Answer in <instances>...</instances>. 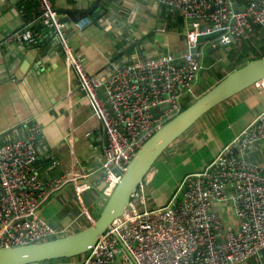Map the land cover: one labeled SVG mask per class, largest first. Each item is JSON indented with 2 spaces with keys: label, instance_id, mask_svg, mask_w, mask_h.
<instances>
[{
  "label": "built area",
  "instance_id": "1",
  "mask_svg": "<svg viewBox=\"0 0 264 264\" xmlns=\"http://www.w3.org/2000/svg\"><path fill=\"white\" fill-rule=\"evenodd\" d=\"M157 1L185 18L186 50L135 56L90 75L65 42L62 16L50 0H37L38 17L62 41L77 71L79 88L91 98L101 118L106 136L101 161L106 196L143 142L181 110V96L191 91L201 66L196 58L201 56L200 46L191 51L197 37L217 31L211 44L224 46L253 35L255 26L264 31V0H238L240 10L234 8L233 0ZM82 17L75 20L78 27L90 21ZM6 40L31 41L33 34L21 29ZM255 84L264 89V77ZM162 104L167 106L159 109ZM24 130V135L15 130L0 143V247L60 234L38 213L46 185H51L41 180L35 165L40 125L26 123ZM258 141H264V110L219 147L205 166L182 177L180 199L174 194L163 205L139 209L135 199L143 203L142 181L127 209L104 230L82 264H117L118 254L134 264H231L259 254L264 249V167L244 155ZM70 180L64 173L54 177L52 185L61 187ZM76 181L72 182L79 190L88 186V182ZM217 205L233 211L236 226L225 225Z\"/></svg>",
  "mask_w": 264,
  "mask_h": 264
},
{
  "label": "crops",
  "instance_id": "2",
  "mask_svg": "<svg viewBox=\"0 0 264 264\" xmlns=\"http://www.w3.org/2000/svg\"><path fill=\"white\" fill-rule=\"evenodd\" d=\"M29 1L0 0V143L15 130L24 135L26 123L40 125L35 165L41 180L51 185H46L38 213L61 234L90 224L100 202L104 203L101 161L106 136L91 98L79 88L77 71L62 41L42 22L38 7L29 6ZM50 2L62 17L84 11L96 15L83 27L71 18L63 20L65 42L71 53L83 60L87 74L103 73L135 56L155 57L166 51L178 54L186 50L185 18L157 0ZM21 29H30L33 40H6L7 35ZM213 40L205 38L199 46L207 47ZM221 47L224 52L215 53L214 58L210 52L214 53L216 47L205 48L208 54L204 58L210 63L203 66L205 71L198 70L191 82V101L231 70L263 55L264 31L255 26L253 35ZM195 81L198 85L192 87ZM263 110L264 89L252 84L206 111L154 162L143 180L142 205L165 203L177 190L176 186L170 193L174 181L205 166L219 147ZM244 155L264 167V141H258ZM64 173L78 183L88 182V186L80 190L75 184L67 187L73 180L61 187L52 185V179ZM216 208L226 226L237 225L238 218L229 207ZM86 255L46 259L39 264H82ZM115 261L134 264L132 260L123 261L120 254ZM231 264H264V250Z\"/></svg>",
  "mask_w": 264,
  "mask_h": 264
},
{
  "label": "water",
  "instance_id": "3",
  "mask_svg": "<svg viewBox=\"0 0 264 264\" xmlns=\"http://www.w3.org/2000/svg\"><path fill=\"white\" fill-rule=\"evenodd\" d=\"M233 1L234 8L240 10L236 0ZM70 18L76 20L79 16L70 14L67 17L63 16L62 20ZM216 34L217 31L199 35L191 51L195 52L201 41ZM218 46V43L210 44L206 50ZM196 58L199 60L200 56L196 55ZM263 77L264 54L249 59L241 66L228 72L143 142L128 162L111 193L104 197V203L100 207L98 215L90 224L76 231L61 233L42 241L2 246L0 247V264H39L40 261L46 259L72 257L88 252L96 244L104 230L111 225V222L127 209L132 194L137 190L138 185L144 180L161 153L206 111L235 93L255 84ZM166 106L167 104H162L159 109ZM73 184L70 183L67 187Z\"/></svg>",
  "mask_w": 264,
  "mask_h": 264
},
{
  "label": "rangeland",
  "instance_id": "4",
  "mask_svg": "<svg viewBox=\"0 0 264 264\" xmlns=\"http://www.w3.org/2000/svg\"><path fill=\"white\" fill-rule=\"evenodd\" d=\"M218 35H213V36H210V37H207L206 39H213V38H216ZM205 48H206V45H204V46H201L200 47V50H201V60H200V65L202 66H200V73L202 72V71H205V69H203V66H205V65H208L210 62H206L205 61V58H204V56L206 55V54H208L207 52H205ZM219 49V51H217ZM224 52V50H223V48L221 47V46H219V47H216V49H215V51H214V53H212V52H210V55L214 58L215 56V53H217V54H221V53H223ZM256 56V55H255ZM213 58H212V60H213ZM256 58V57H255ZM211 60V61H212ZM220 65H223L224 64V62H221V63H219ZM214 67H216L217 68V64L215 63V65H214ZM199 78V77H198ZM197 78V79H198ZM196 79V81H199V80H197ZM196 81L192 84V87H197V85L198 84H196ZM191 97V93H190V91H186V92H184L183 94H182V96H181V108L182 109H184L183 107L185 106V105H189L191 102H193V101H191L189 98ZM181 109V110H182ZM170 146V145H169ZM168 146V147H169ZM167 149V148H166ZM165 149V150H166ZM162 155V154H161ZM160 155V156H161ZM159 156V157H160ZM157 161V160H156ZM155 161V162H156ZM154 165V164H153ZM151 169H152V167H151ZM182 179V178H181ZM181 179H179L177 182L176 181H174V183L172 184V187H171V189H170V193H172V192H174L176 189V186H177V190L175 191V198L178 200V199H180L181 198V192H180V189L178 188V185H179V183H180V181H181ZM171 198V197H170ZM169 198V199H170ZM169 199H166V202L165 203H167L168 202V200ZM135 203H136V205H137V207L139 208V209H143L144 207H145V205L143 206L142 205V203L140 202V200L139 199H135ZM165 203H163V204H165ZM160 204V203H159ZM158 204V205H159ZM163 204H160V205H163ZM100 206H102L103 205V201H101L100 202V204H99ZM97 213V214H96ZM98 213H99V209H97L95 212H94V215H92V220H94L95 218H96V216L98 215ZM88 253V252H87ZM86 253V254H87ZM87 256V255H86Z\"/></svg>",
  "mask_w": 264,
  "mask_h": 264
},
{
  "label": "trees",
  "instance_id": "5",
  "mask_svg": "<svg viewBox=\"0 0 264 264\" xmlns=\"http://www.w3.org/2000/svg\"><path fill=\"white\" fill-rule=\"evenodd\" d=\"M33 2V3H32ZM29 6H33V5H35L36 7H38V2H37V0H30L29 1ZM38 12H39V9H38ZM79 17H81V16H87L88 18H96V15H94V12H81V13H79V15H78ZM187 105H185L183 108H185ZM182 109V108H181ZM99 210H100V207L98 208ZM97 214V213H96Z\"/></svg>",
  "mask_w": 264,
  "mask_h": 264
}]
</instances>
